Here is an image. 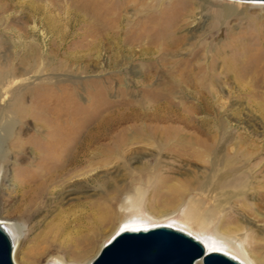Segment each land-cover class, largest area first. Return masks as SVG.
Returning a JSON list of instances; mask_svg holds the SVG:
<instances>
[{
    "label": "rangeland",
    "instance_id": "374dc122",
    "mask_svg": "<svg viewBox=\"0 0 264 264\" xmlns=\"http://www.w3.org/2000/svg\"><path fill=\"white\" fill-rule=\"evenodd\" d=\"M22 1L27 0H13L8 11L0 14L3 18L6 16L0 21V61L6 60L10 55L15 72L11 74L12 81L7 82L4 87L12 86L11 90L15 91L18 85H26L23 104L30 105L35 100L34 88L39 80L49 85L57 83L55 90L58 92L65 87L75 86L76 100L81 104L89 102L87 91H93L95 85L104 80L108 84L107 103L104 105L107 109L104 114H112L121 107V99L126 97L141 101L147 96L146 89L165 84L163 72L153 70L139 73L133 70V65L156 62V57L139 54H131V63L125 64L121 57L115 59L103 55L76 59L67 54L53 56L45 52L41 72L36 74L29 67L33 62L30 57L28 65L22 63V59L30 50L28 46H17L16 49L9 44L25 37L30 42L33 37L29 36V27L22 23L25 14ZM200 1L208 8L204 18L210 19L212 24L214 22L211 16L224 5L233 6L236 12L217 21L214 33L216 39L206 33L209 31L207 29L200 41H196L197 47L202 45L203 50L195 60L204 58L207 64L210 63L211 54L215 52L217 45L223 47V56L235 53L232 47L233 39L236 38L234 34L239 36L246 33L247 38L243 39V42H257V36L254 37L253 33L248 32L251 29V20L244 19V15L264 14V1ZM171 23L173 20L166 21L165 27ZM39 28L42 27L39 25ZM231 29L234 32L233 37L229 36ZM49 42L47 40L46 46L44 45L45 51H48ZM145 42L146 39L134 43L133 47L140 49ZM184 57L190 55L184 54ZM220 66L221 58L218 59L216 71L205 73L202 77L204 81H201V75L196 74L193 81H190L194 84L186 82L185 88L178 95H183L188 105L198 109L201 106L198 97L211 89L215 103L212 114L221 119H231L233 143H227L229 148L234 150L236 144L241 152L252 150L254 146L260 148L258 156L251 159V162L258 163L252 174L239 180L230 175L227 179L230 178L233 184L224 188L225 190L220 181L225 179L221 173L226 169L219 166L211 167L208 164L206 173L186 181L189 164L198 165L201 170L205 167L203 163L187 155L181 158L180 154L168 149L170 142L174 140L167 143L164 141L166 126L163 123L152 124L158 127L156 138L151 139L147 135L142 136L140 141L135 139V127L128 123V126H133L129 130L131 141H125L122 147L116 148L113 147V139L109 140L112 157L108 165H95L91 171L88 169L85 174L73 177L74 191L65 200H59L57 192L45 194L37 200L34 188L39 183L31 179L29 170L36 168L39 159L34 155L32 146L26 151L16 148L18 134L24 140L37 134L35 120L30 116L25 121H13L9 108L15 98H12L11 93L4 92L0 96V217L3 223L13 226L14 262L90 264L119 229L168 223L198 236L206 246L208 244L210 247H221L233 253L246 264H264V88H255L245 84V81L241 82L240 69L221 72ZM20 73L22 75L15 77ZM148 74L152 75L151 80L145 78ZM35 75L40 79H36ZM21 78H24L23 83L16 84ZM184 78L187 80L186 76ZM248 79L249 77L245 80ZM86 82L89 85H86ZM256 90L262 93L263 98L260 99L255 94ZM14 95H17V92ZM4 99L5 104L1 102ZM1 103L6 106L5 109ZM100 108L96 109V114ZM204 113L206 116L211 115L206 111L200 115L205 116ZM81 116L84 117V114ZM95 117L82 127L78 133L79 141L96 124ZM218 130L221 134L225 132L224 129ZM40 131L45 132L43 129ZM147 132L150 131L145 130L144 134ZM181 132L192 131L183 128ZM187 139L190 140L188 145L192 146L194 135H187ZM164 176L172 179L161 183L159 179ZM236 182H239L238 186L235 185ZM243 184L245 186L241 187ZM196 213L205 215L206 221L200 222ZM95 214L105 217L101 225H95L92 219L87 217H94ZM80 216L81 219L73 224L66 239L54 236L53 232L56 231L60 220ZM86 235L92 236L91 243L83 249L84 255L81 259H77L73 250H81L82 244L79 240L81 236ZM75 238L77 239L74 241Z\"/></svg>",
    "mask_w": 264,
    "mask_h": 264
},
{
    "label": "bare ground",
    "instance_id": "6f19581e",
    "mask_svg": "<svg viewBox=\"0 0 264 264\" xmlns=\"http://www.w3.org/2000/svg\"><path fill=\"white\" fill-rule=\"evenodd\" d=\"M10 4H13V0H0V14L7 12ZM23 4L25 14L22 23L25 27H29L27 29L28 33H31L29 36L33 37L30 38V42L25 37L9 44L15 48L28 46L30 50L25 55L27 58L22 59V63L28 65L30 57L33 62L29 64V67L36 74L41 72L46 52L53 56L67 54L76 59L103 55L115 59L121 57L125 64L131 63V54L153 56L156 57V62L133 65V70L139 73L156 70L163 72L165 76V84L153 89H146L147 96L143 100L135 101L125 97L120 100L121 107L114 113L104 114L107 109L104 105L107 103L108 95V84L104 80H100L93 91H87L89 102H85L86 104L77 102L75 86L65 87L61 89V92H58L55 90L57 83L49 85L39 80L34 88L35 100L28 105L22 102L26 91V85L22 86L21 84L24 78L17 81L16 84L21 85H18L19 87L15 91L11 90L12 86L4 87L7 82L12 81L11 74L15 71L10 55L6 60H1L0 96L5 92L11 93L12 98H15L9 108L12 114L11 119L15 122L25 121L31 116L35 120L37 134L26 140L18 134L16 148L26 151L32 146L34 155L39 159L36 168L29 170L31 179L39 183L34 188L37 200H40L45 194L56 192L59 200L70 197L74 191L73 177L88 171V169L91 171L95 165H108L112 157L109 140L113 139V147H122L125 141H131L129 130L133 126L137 132L135 139L139 140L142 136L147 135L154 139L158 135V127L152 126V124L163 123L166 126L164 141L167 143L174 140L172 143L170 142L168 149L180 154L181 158H185L187 155L203 163L204 170H201L198 165L189 164L186 181L206 173L208 164L211 167L219 166L221 169H226L221 173L222 178L225 179L220 181V185L224 189L233 184V181L227 177L231 175L236 176L238 180L246 179L258 166L257 162H251L253 157L258 156L260 151L258 146L244 152L240 151L238 144L234 150L229 148L227 143L233 141L231 119L228 117L221 119L212 114L215 103L211 96V89L206 90L198 97L201 103L198 109L188 105L184 96L178 94L185 88L186 82L194 84L191 82L196 74L201 75L200 79L204 81L202 77L205 73L216 71L219 58L222 59L221 72L240 69L241 82L245 81V84L255 88H264V14L255 16L247 15V13L246 16L244 15V19L250 18L251 20L249 24L251 29L248 32L253 33L254 37L257 36L255 40L257 42L245 43L243 39L247 38L246 33L238 36L231 29L229 36L233 37L232 34H234L236 37L232 43L235 53L223 56V47L217 45L214 48L215 52L211 54L212 61L207 64L204 58L195 60L203 50L202 45L197 47L196 41L199 42L206 33L214 39L217 38L214 35L217 21L228 18L234 13L235 8L231 5H224L216 11L211 16L214 22L212 24L210 19L204 18L207 16L205 12L208 11V8L200 0H27ZM4 18L3 15L0 16V21ZM171 20L173 23L165 27L166 21ZM39 25L42 27L41 29ZM164 27L165 29H163ZM207 29L209 31L205 33ZM145 39L146 42L140 49L133 47L134 43ZM47 40L50 41L49 48L48 51H45L44 45ZM184 54H188L190 57H184ZM19 75L22 73L15 77ZM185 76L187 80L184 78ZM247 77L249 79L245 80ZM145 78L151 80L152 75L148 74ZM36 79L40 78L36 76ZM86 85H89L88 82ZM15 92L17 95H14ZM255 94L260 99L264 95L257 90ZM162 99L164 100L162 101ZM1 102L5 104L6 100ZM2 103L1 106L5 109L6 106H3ZM99 107L101 108L96 114V109ZM203 111L210 112L211 115L206 116L205 113L203 114L205 116L200 115ZM82 114L84 117L81 116ZM94 117L96 124L79 141L78 133L87 122L93 121ZM128 123L133 126H128ZM183 128L192 132L182 133ZM42 129L43 132L45 131V135L41 133ZM218 129H224L225 132L221 134ZM145 130L150 132L144 134ZM187 135H194L192 146L188 145L190 140L187 139ZM1 152L0 148V155ZM170 179L172 178L164 176L159 181L163 183ZM238 184L239 182L235 183L236 186ZM262 194L264 195V192ZM199 214L201 213H196L200 217V222L204 223L206 216ZM95 216L87 217L92 219L91 221L95 225H101L105 217L102 214H95ZM79 218L81 219V216L60 220L57 223L56 231L53 232L54 236L66 239V235L71 233L73 224L79 222ZM0 222L3 223L1 217ZM3 224L12 235L13 226ZM154 225L158 224L127 226L118 231L138 230ZM169 225L178 227L173 224ZM54 236L52 235V237ZM81 237L79 240L82 244L81 250H73L77 259H81L84 255L83 249L89 246L92 240L91 235ZM200 240L202 241V239ZM17 245L18 243H16V247ZM207 246V250L223 251L243 261L221 247H210L208 244ZM202 262L198 260L196 264H202ZM244 263L246 264V262Z\"/></svg>",
    "mask_w": 264,
    "mask_h": 264
},
{
    "label": "water",
    "instance_id": "95a60500",
    "mask_svg": "<svg viewBox=\"0 0 264 264\" xmlns=\"http://www.w3.org/2000/svg\"><path fill=\"white\" fill-rule=\"evenodd\" d=\"M13 253V237L0 222V264H16ZM201 259L203 264H245L229 253L207 250L199 238L169 224L118 231L90 264H196Z\"/></svg>",
    "mask_w": 264,
    "mask_h": 264
}]
</instances>
